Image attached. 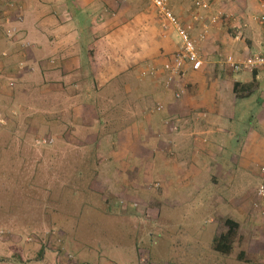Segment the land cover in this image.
Listing matches in <instances>:
<instances>
[{"label":"crops","instance_id":"obj_1","mask_svg":"<svg viewBox=\"0 0 264 264\" xmlns=\"http://www.w3.org/2000/svg\"><path fill=\"white\" fill-rule=\"evenodd\" d=\"M166 1L191 25L203 60L197 70L186 63L168 86L163 64L180 39L147 0H0V105L45 113L49 139L91 147L101 187L120 202L176 212L199 198L201 210L202 192L213 188L212 206L190 230L205 229L214 214L241 227L264 212L256 196L264 181V67L234 71L222 61L264 55V24L250 14L264 4L241 0L245 19L228 25L220 14L234 9L226 3L214 13L196 0ZM27 90L36 91L31 102L49 99V114L22 108ZM245 175L253 178L246 192L238 186Z\"/></svg>","mask_w":264,"mask_h":264},{"label":"rangeland","instance_id":"obj_2","mask_svg":"<svg viewBox=\"0 0 264 264\" xmlns=\"http://www.w3.org/2000/svg\"><path fill=\"white\" fill-rule=\"evenodd\" d=\"M207 1L214 13L218 3L234 9L229 17L224 15L227 10L217 13L228 25L245 19L241 0ZM263 4L264 0L253 3L255 8ZM251 12V19L264 24V12ZM197 13L199 21L205 19L204 11ZM27 91L17 100L22 108L30 114L47 109L49 114V99L31 102L36 91ZM13 106L0 105V264H195L196 259L206 264L215 259L210 240L223 230L224 218L214 214L212 224L195 230L197 237L190 230L199 226L212 206L213 188L202 192L208 193V199L201 210L196 207L199 198L191 204L194 208L183 211L185 206L176 212L161 211L146 200L120 202L101 187L96 174H86L91 147L81 150L77 141H49L42 126L47 122L45 113L33 117ZM93 156L94 164L98 157ZM239 181L246 192L253 178L245 175ZM234 240L231 257L218 258L220 264H246L236 258L240 251L257 261L250 264H264L262 210L239 227ZM194 247L200 251L190 252Z\"/></svg>","mask_w":264,"mask_h":264},{"label":"built area","instance_id":"obj_3","mask_svg":"<svg viewBox=\"0 0 264 264\" xmlns=\"http://www.w3.org/2000/svg\"><path fill=\"white\" fill-rule=\"evenodd\" d=\"M147 1L155 6L157 13L165 20L168 25L175 28L176 33L180 39L179 51L172 56L171 61H166L163 64V68L167 71V78L165 83L167 86L172 85L178 78L180 79L185 75L186 63L190 65V68L192 70H197L202 66L203 60L199 54L195 40L190 35L191 25L181 24L178 18L169 9L166 0ZM195 4L201 9H206L209 6L207 0H196ZM195 17L198 18V15H195ZM222 63L223 65H226L234 71H238L240 69L252 70L255 68H263L264 55L261 53H254L246 56L243 59H235L233 56L227 55L225 59H223ZM181 93L182 91L179 89L175 92V96L180 97ZM160 108L161 105H157L156 109ZM42 141L46 142L45 139H43ZM262 171L264 172V168L262 169ZM157 185L158 183L155 184V186ZM256 196L259 199L264 198V181L260 182L257 185Z\"/></svg>","mask_w":264,"mask_h":264},{"label":"trees","instance_id":"obj_4","mask_svg":"<svg viewBox=\"0 0 264 264\" xmlns=\"http://www.w3.org/2000/svg\"><path fill=\"white\" fill-rule=\"evenodd\" d=\"M237 85H239V83L235 84V86H237ZM47 119H49V116H47ZM43 126L48 131L47 136H49V124H46ZM49 140L52 141L51 139H49ZM93 155H94L93 153H92V155L90 154V156L87 159V162L90 160V163H88L89 165L91 164V167L89 168L90 170L84 168V170L89 171V172H86V174L88 173V176L90 175V172L92 173V176L96 174L94 169L92 168V166H93L92 165L93 164L92 157H94ZM90 182L91 181H88L89 187H90ZM186 222H189V221H186ZM222 224H223V226H222L223 230H221L219 234L216 233L215 235H213L212 239L210 240V250L213 253V255L215 256V259L211 260L210 263H206V264H220L217 260L218 258L231 257V255H232L233 246L235 244L234 239L237 235V230L239 229L240 225L236 221H234L233 219H230V218L223 219ZM179 226L180 225H178L177 227H179ZM192 236L197 237L198 234L194 233ZM190 249H191L190 252L200 251L196 247L190 248ZM193 255H194V253L191 256H193ZM236 258H237V260L242 261L246 264L257 263V261H255L254 259H251L244 251H240L237 254ZM195 264H201V261H199V259H196Z\"/></svg>","mask_w":264,"mask_h":264}]
</instances>
